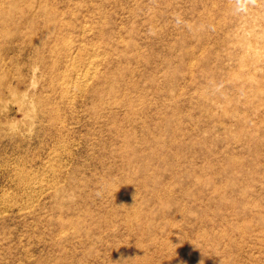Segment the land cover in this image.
Instances as JSON below:
<instances>
[{
	"label": "rangeland",
	"instance_id": "1",
	"mask_svg": "<svg viewBox=\"0 0 264 264\" xmlns=\"http://www.w3.org/2000/svg\"><path fill=\"white\" fill-rule=\"evenodd\" d=\"M0 264H264V0H0Z\"/></svg>",
	"mask_w": 264,
	"mask_h": 264
},
{
	"label": "clouds",
	"instance_id": "2",
	"mask_svg": "<svg viewBox=\"0 0 264 264\" xmlns=\"http://www.w3.org/2000/svg\"><path fill=\"white\" fill-rule=\"evenodd\" d=\"M253 2H254V0H253Z\"/></svg>",
	"mask_w": 264,
	"mask_h": 264
}]
</instances>
